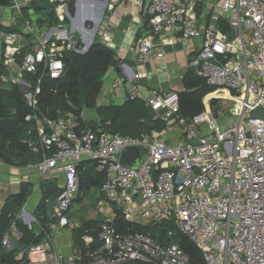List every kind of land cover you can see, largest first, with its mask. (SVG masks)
<instances>
[{
  "label": "built area",
  "instance_id": "built-area-1",
  "mask_svg": "<svg viewBox=\"0 0 264 264\" xmlns=\"http://www.w3.org/2000/svg\"><path fill=\"white\" fill-rule=\"evenodd\" d=\"M13 1L12 7L0 8L20 12L23 5ZM46 1L54 6L59 20L52 31H66L65 20H72L70 0ZM105 1V11L131 3L145 15L143 34L135 41L138 63L152 57L155 42L165 38L193 50L189 70L207 86L228 92L233 121L220 125L207 115L202 122L197 117L188 123L178 118V93L159 89L150 91L145 105L165 123L164 133L178 134L182 142L169 144L155 133L130 137L81 129L82 114L79 118L61 112L54 117L39 115L42 80L59 79L64 71L63 52L82 54L84 47L66 35L51 33L45 25L34 30L31 21H25L28 34L35 35L36 41L18 64L21 36L3 35L0 89L18 87L28 110L24 120L35 125L34 138L26 144L42 159L25 169L41 177L54 172L62 175L51 217L61 228L69 225L72 205L82 196L79 165L89 161L104 177L101 191L115 214L103 219L99 247L86 253L88 264H190L174 240L177 234L199 249L205 264H264V0ZM196 39L200 43L191 46L190 41ZM162 44L170 43L164 40ZM140 78L133 74L130 99L141 96ZM257 109L261 118L251 116ZM192 139L198 144L192 145ZM129 146L148 150L137 169L119 163L120 154ZM117 215L129 225L123 232L115 226ZM19 219L32 229L35 219L22 211L11 216V230H16ZM163 224L172 228L163 229L161 241L153 236L152 228ZM49 237L45 234L44 242ZM82 241L87 249L94 242L88 235ZM9 245V236L4 234L2 246ZM26 253L35 255V261L28 260V264H48L49 253L43 244L27 247Z\"/></svg>",
  "mask_w": 264,
  "mask_h": 264
},
{
  "label": "trees",
  "instance_id": "trees-1",
  "mask_svg": "<svg viewBox=\"0 0 264 264\" xmlns=\"http://www.w3.org/2000/svg\"><path fill=\"white\" fill-rule=\"evenodd\" d=\"M30 3L28 9H34L41 14L37 19L38 23L47 27L57 26L59 20L55 15L54 6L50 4V10L45 12L36 3ZM69 9H73V0L68 2ZM28 9L26 12H28ZM45 12V13H44ZM27 13H23L26 17ZM26 18L25 20H27ZM66 22V21H65ZM0 32H7L0 26ZM10 33V32H7ZM30 50L23 48L17 56V63L20 64L22 57ZM64 71L57 80L44 78L41 82V93L38 96L39 115L54 117L58 112L80 117L86 109H94L98 118L95 127L88 126L87 121L81 120V129L92 131L102 130L122 136L138 137L150 135L151 133L162 135L166 125L146 107L141 99H130L121 105H98V98L101 96L105 79L112 68H117L118 61L112 50L95 41L90 48L82 54L73 51H64L62 54ZM0 62V74L3 73ZM35 82V78L27 77ZM183 91L178 92L180 111L178 118L191 123L193 119L201 116L204 111L203 98L217 91V88L209 87L205 81L197 76L192 70L187 71L182 79ZM211 95L208 96L210 99ZM223 99L231 98L226 92H221ZM212 99L211 106L216 104ZM23 105L17 101L12 91L0 89V156L1 159L10 165L24 167L29 163H37L42 155L34 154L29 149L26 141L34 138L35 125L27 123L22 117ZM201 119V118H200ZM200 119H198L200 121ZM47 156L51 153L47 152ZM80 193L83 197L86 191L93 188L101 189L104 177L96 171L93 163L85 161L79 165ZM24 189V187H23ZM60 193L55 180L41 182V199L37 207L36 222L47 230L50 223L55 219L47 216V202L53 201ZM26 196L23 190L15 199H11L3 208L0 215V264H28L26 254L19 257L20 249L7 250L2 246V239L8 225L11 222L13 212L22 204ZM103 220L83 221L79 227L73 229L74 246L78 250L79 259L75 264H88L87 251L99 247L98 232ZM115 226L118 232L125 231L129 225L117 215ZM172 228L169 224L152 228L153 236H159L163 240L165 228ZM15 228L20 233L19 244L23 247H33L41 243L43 236L36 235L20 220L15 221ZM138 230V228H134ZM91 236L93 244L87 249L82 241L83 236ZM174 240L189 257L190 264H205L199 249L186 237L177 234Z\"/></svg>",
  "mask_w": 264,
  "mask_h": 264
},
{
  "label": "crops",
  "instance_id": "crops-1",
  "mask_svg": "<svg viewBox=\"0 0 264 264\" xmlns=\"http://www.w3.org/2000/svg\"><path fill=\"white\" fill-rule=\"evenodd\" d=\"M33 1L35 0H17V4L23 5L20 12L16 9L0 8V26L7 32L19 34L21 36L19 45L30 49L36 41V36L28 34V29L24 24L25 21H31L34 30L44 27L43 24L40 25L37 21L41 14H37L34 9H28ZM105 5V0H73V10L76 11V14L72 15L70 28L64 31V35L69 41L84 48L88 44L92 45L95 41L100 42L113 51L115 60L118 61L117 68H112L105 79L97 104L103 106L121 105L126 102L133 74L136 73L141 75L137 86L141 94L139 99L143 102L149 97L152 89H159L162 92L183 91L181 79L189 71L188 63L189 59L194 56L193 50L188 51L181 43L177 41L173 43L170 38H165L163 41L168 40L170 44H162L163 41L160 43L155 42L153 56L147 59L144 64L138 63L134 52L135 41L139 35L143 34L142 31L146 21L145 15L142 10L137 11L131 3L116 5L110 12L105 11ZM24 9H28V12ZM23 13L28 15L25 17ZM26 18L28 19L25 20ZM7 32H0V62L2 61L4 47L2 37ZM199 43L200 40L197 39L190 41V45L193 47ZM158 54H162V56L157 57ZM82 116L87 121L88 126L95 127L98 124L94 109L84 110ZM174 137L173 132H166L160 136L163 141L172 142L173 144L172 138ZM46 180H55L59 189L63 183L62 175L57 172L41 177L35 172L27 171L25 166L10 165L0 158V215L7 202L15 199L25 190L26 196L22 204L13 214L25 211L36 219L37 207L41 199V182ZM105 202L100 208L101 214L99 216L94 215L83 221L103 220L114 216V207L107 201ZM47 216L52 218L48 214ZM20 221L22 222V220ZM83 221L79 222L71 218L70 222L73 225L69 223V226L61 228L57 226L55 220V223L48 225L47 230L41 228L36 220L31 222L34 233L43 236L40 244H43L48 250V264H75L79 259V254L74 246L73 229L79 227ZM4 234L9 236L10 250L18 248L20 253L21 249H24L22 252L26 250L27 247L19 244L20 233L17 230H11L10 223ZM45 234L50 236L47 242H44ZM21 256H23V253L19 254V257ZM26 258L29 261H35V255L33 254L26 253Z\"/></svg>",
  "mask_w": 264,
  "mask_h": 264
},
{
  "label": "rangeland",
  "instance_id": "rangeland-1",
  "mask_svg": "<svg viewBox=\"0 0 264 264\" xmlns=\"http://www.w3.org/2000/svg\"><path fill=\"white\" fill-rule=\"evenodd\" d=\"M37 6L41 7L45 12L50 10V4L46 0H40L39 2L36 3ZM44 12V13H45ZM73 17V16H72ZM65 30H68L70 28V20L67 19L65 22ZM49 28V27H48ZM218 91V90H217ZM215 91L211 94L206 95L202 103L204 105L205 111L204 113L199 116L197 119V122H202L205 120L207 115L213 117L217 121L218 124L220 125H225L233 121V117L230 115V111L233 106V102L229 99H223L221 97V92L220 91ZM180 92V91H178ZM177 92V93H178ZM211 95L210 99H208V96ZM212 99H216V104L212 107L211 106V101ZM123 102V101H122ZM172 141L175 143L177 142H182L183 139L178 138V134L175 135L174 138H172ZM169 144H172L169 143ZM106 199L104 197V194L102 193L101 189L99 188H93L91 190H88L85 192L84 196L80 198L79 200L76 199L72 205V213L70 214L69 219H75L76 221H83L86 218H90L91 216L94 215H100L101 210L100 208L102 205H104L106 202ZM53 201L47 202V214L51 216L52 210H53ZM70 225H73V223L70 222ZM69 226V225H68ZM10 248V246H8ZM5 248V247H4ZM9 248H6L7 250ZM10 250V249H9ZM24 250V249H23ZM21 249V253L23 251ZM20 253V254H21Z\"/></svg>",
  "mask_w": 264,
  "mask_h": 264
},
{
  "label": "water",
  "instance_id": "water-1",
  "mask_svg": "<svg viewBox=\"0 0 264 264\" xmlns=\"http://www.w3.org/2000/svg\"><path fill=\"white\" fill-rule=\"evenodd\" d=\"M14 1L13 0H0V5L5 7H12ZM70 16L76 14V11L73 9L69 10ZM55 26H51L49 30H55ZM91 44H88L85 48L83 53H85L89 48ZM12 93L16 97L17 101L20 102L22 105L24 103L23 99L19 95V89L17 86H14L12 88ZM28 113L27 107L23 106V112L22 117H24ZM251 116L253 118H261V110L257 109L254 112H252ZM95 124V123H94ZM192 145H197L198 141L197 139L191 140ZM148 150L144 146H129L123 149L122 153L119 157V163L121 166L126 167L128 169H137L143 161L147 158ZM1 158V156H0Z\"/></svg>",
  "mask_w": 264,
  "mask_h": 264
},
{
  "label": "bare ground",
  "instance_id": "bare-ground-1",
  "mask_svg": "<svg viewBox=\"0 0 264 264\" xmlns=\"http://www.w3.org/2000/svg\"><path fill=\"white\" fill-rule=\"evenodd\" d=\"M51 33H53V34H57L58 36H64V31H61V32H55V31H52ZM218 91H220V92H226L227 94H228V92L227 91H225V90H218ZM217 91V92H218ZM229 100H231L230 98H228ZM232 101V100H231Z\"/></svg>",
  "mask_w": 264,
  "mask_h": 264
}]
</instances>
